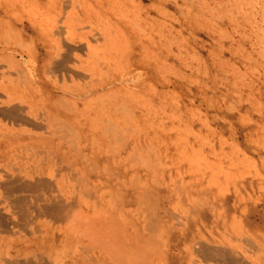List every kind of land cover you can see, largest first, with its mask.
<instances>
[{
  "label": "bare ground",
  "instance_id": "6f19581e",
  "mask_svg": "<svg viewBox=\"0 0 264 264\" xmlns=\"http://www.w3.org/2000/svg\"><path fill=\"white\" fill-rule=\"evenodd\" d=\"M33 1L36 3H34L33 8H27L29 6L28 1H23L22 3L24 14L29 15L28 17L32 19L35 27H33V33L29 36L24 32V29H19L13 21L12 16H16L17 14L15 12L17 11V0H0V6H9L13 10L12 16L9 15V12L6 15H1L0 13V57L4 61L2 63L0 59V264H68L69 259L73 262L70 264H77L79 262L87 264H168L167 239H165V232L158 226L160 219L165 215V211L158 207L154 189L152 190V185L148 182L147 174L142 171L144 168L153 169L149 156V153L151 154V146L143 148L139 143L131 147L127 159L142 162L144 168L140 169L142 167L138 166L135 173L131 175H129L130 169L127 168L125 171L126 178L122 179V177L118 176V180L120 181L118 183H112L111 179L103 180V172L100 169L98 161L92 159L90 154L86 152L88 149H91L89 148L90 145H92V154H96L95 152H101L102 150L113 154L125 152L130 148L132 137L137 135L135 133L136 129L133 127V123L137 121V115L131 106L132 97L127 96V93L124 96L121 93L122 87L117 86V83L123 86L129 85L131 82L136 83L138 80H144L143 75H139L138 78L131 75V67L135 63L133 58L136 46L134 47V44H130L128 41L123 42V38V40H119L120 28L116 23L117 21H114L115 19L113 20L112 16H108L109 11L107 13V10L103 6L95 8L91 4L87 5L85 1L88 0H51L47 10H43V8L40 10L38 0ZM36 5L38 8H36ZM45 11L49 12L47 13L48 15ZM124 14H126L125 11ZM103 15H105L106 19L103 18L101 20H106L108 25L107 23H105L106 25L103 24L101 21L100 23H98L99 21L96 22L97 17L101 18ZM124 17L127 19L128 16ZM87 19H90L89 24H87L88 22L86 23ZM141 28H143V25ZM121 35H123V32ZM170 44L172 43L170 42ZM239 78L237 79L239 80ZM226 80L228 79L226 78ZM242 80L239 81L242 83ZM214 87L217 86L215 85ZM157 88L153 89L157 90ZM143 89V86H141L138 91H142ZM148 90L147 88L146 92L152 93ZM229 90H226V92ZM237 91L241 90L237 89ZM251 91L252 89H250ZM142 93L145 92L142 91ZM234 94L237 93L234 92ZM142 96L136 97L137 100L142 99ZM146 98L145 101L149 103L148 100L150 98H147L148 100ZM235 98L237 99V97ZM249 98L251 102V97ZM179 110L181 111L180 108ZM120 112H124L123 120L125 125L123 126L116 121L120 119ZM184 115L187 114L181 116ZM152 117L154 116L152 115ZM191 119L192 116L190 117ZM88 120L94 123V127L93 125L91 128L89 126L90 130L93 129L95 131L93 137H90L91 141L89 135L84 130V125L89 122ZM179 121H181V118ZM172 123H174V120ZM169 124L171 125V123ZM173 126L175 128V125ZM148 129L150 128L148 127ZM98 130H101V135L98 134ZM191 131L195 132L193 128ZM182 138L184 139V137ZM205 143L202 144L204 145ZM210 144L212 145V143ZM103 145H106V147L104 148ZM65 147L71 152L74 151L77 159L71 161L68 158ZM155 150L157 151V149ZM196 153L197 155L199 154L197 151ZM185 154L187 153L185 152ZM224 154L227 155L226 153ZM228 156L230 155L228 154ZM179 157L181 158V156ZM235 158L238 157L234 156V161L236 160ZM202 159L203 157H201ZM81 160L82 162H90L91 169H83L76 166L77 161ZM245 160L247 159L245 158ZM206 161L208 163L209 159ZM220 161L223 162V160ZM188 162H191V160L189 159ZM188 162L186 163L188 164ZM215 163L213 162V164ZM228 163L226 165L230 167ZM240 163H243V161ZM217 164H215L216 167ZM231 164L233 165L232 162ZM246 164L249 165V163ZM240 167L242 166L240 165ZM194 172H198V170ZM226 172L229 171L227 170ZM190 173L193 172L190 171ZM238 173L240 174L241 172ZM113 175L117 177V175H111L110 173V176ZM93 177H97L98 179L93 180ZM182 177H185L184 174ZM219 178H217V181ZM232 179H230L231 182ZM236 179L238 180L237 177ZM217 186L219 187L220 185L218 184ZM204 188L207 189V186ZM202 202L198 203L202 204ZM190 210L194 212V209H187L188 212ZM189 219H187L188 221H182L178 217L179 228H182V230L187 229L191 222ZM243 238L241 239L243 240ZM245 240L250 243V238L247 236ZM209 242L206 238L194 242L195 250L193 252L201 258H193V264H253L252 261L248 263L247 258L243 259L239 253L240 251L238 252L236 248V250H229V246L227 248H214L210 246ZM15 243L20 246V249H14ZM67 244L72 247L70 249L67 248ZM250 244L253 253H264V247L257 244V242L251 240ZM59 245L63 247L56 249ZM41 247L45 249L49 248L51 252L47 253L45 250H42L39 253L28 252L25 255L20 253L21 250L30 251L33 248ZM188 251L192 252V246L186 248V252Z\"/></svg>",
  "mask_w": 264,
  "mask_h": 264
},
{
  "label": "rangeland",
  "instance_id": "374dc122",
  "mask_svg": "<svg viewBox=\"0 0 264 264\" xmlns=\"http://www.w3.org/2000/svg\"><path fill=\"white\" fill-rule=\"evenodd\" d=\"M23 1H28L29 6H27V8L34 7L35 1L33 0H17L18 5L16 7L17 11H15L17 13L16 16H12L13 10H11V7L9 6H0V13L1 15H6L7 12H9V15L13 17L15 25L19 29H24V32L31 36L34 25L32 19L28 17L29 15L24 14L25 12L22 7ZM50 1L51 0H38L40 10L42 8L43 10H47V7L50 5ZM85 3L87 5L91 4L95 8H98V6H103L107 10V13L109 11L108 16H112L111 18L113 20L115 19L114 21H117L116 23L120 28V36L118 34L119 40L124 39L123 42L128 41L130 44H134V47L136 46L135 56L133 58L135 63L131 67V75H133L135 78H138L139 75H143L144 78V80H138L136 83L131 82L129 85L122 86L120 83H117V86L122 87L121 93L124 96L127 93V96L132 97H130L132 99L131 106L134 108L137 115V121L133 123V127L136 129L135 133L137 135L133 136L135 138L132 137L128 151L113 154L111 152L102 150L101 152H95L96 154H92V145L89 146L91 149L86 151L88 154H90L92 159L98 161L100 169L103 172V180L111 179L113 181H111L112 183H118L120 182L118 180V176L122 177V179L126 178L125 171L127 168L130 169L129 175L135 173L138 166L142 167L140 169H143V163L136 160H128V154L131 151V147L135 144L140 143L139 145H142L143 148L151 146L153 151L149 148L151 152V154L149 153V156L151 164L153 165V169L150 168L149 170L144 168L142 171L143 173L147 174L148 182L150 185H152V190L154 189V192L157 196L156 203L158 207L165 211V215L160 219L158 226L162 229V231L165 232V239H167L166 250L168 264H193V258H201L199 255L193 252V250H195L194 242L203 238L208 239L210 241V246L214 248H227L229 246V250L237 249L238 252L240 251L239 253L242 255L243 259L247 258L246 260L248 263H251L252 261L253 264H264V253H253L251 251L253 249L250 244L252 240L253 242H257V244L264 247V0H88L85 1ZM216 3L218 7L215 5ZM36 8H38L37 5ZM124 11L127 15L124 14ZM45 13L47 14L49 12L45 11ZM124 16H128L127 19ZM103 18L106 19L105 15H103L101 18L97 17L96 22L99 21L98 23H100L101 21L103 24L107 23L106 20H101ZM89 22L90 19H87L86 23L89 24ZM142 25L144 29L141 28ZM122 32L123 35H121ZM129 35L130 37L128 38ZM170 42L172 44H170ZM157 48H160L159 51L161 52H159ZM142 51L146 53H143ZM167 55L169 56L167 57ZM1 62L4 63L2 59ZM236 75H240V78ZM226 78L228 80H226ZM237 78H239L240 81L243 79L242 83ZM215 85L217 87H214ZM141 86L144 88L142 91L147 94L142 93V91H138ZM147 88L152 93L146 92ZM153 88H157L158 91L154 90ZM126 89L128 90L126 91ZM225 89L229 91L226 92ZM237 89L241 91H237ZM250 89H252L251 92ZM220 92H222L224 95ZM234 92L237 94H234ZM141 95H143L142 99L144 101L142 99H138L139 102H137V98L141 97ZM246 95L248 99L246 98ZM146 97L150 98V101ZM235 97H237V99ZM249 97H251V102L249 101ZM145 98L149 103L145 101ZM132 102L135 103L133 104ZM160 102L163 103V106L162 103L160 105ZM237 103L238 105H236ZM230 105L233 110L231 109ZM138 108L141 109V111H139ZM184 108L188 110H185ZM183 114H187L188 116H181ZM120 115V119H117L116 121L119 122L121 126H123L125 125L123 120L124 112H120ZM152 115L154 117H152ZM144 116L147 117L145 118ZM191 116L192 121L190 120ZM244 116H246L245 119ZM180 118L181 121H179ZM173 120L174 123H172ZM88 121L89 122L84 125V130L85 133L89 135V139L91 141L95 131L93 129L90 130V128L92 125L94 127V123L91 120ZM135 123H139L142 127ZM169 123H171V125ZM173 125H175V128H173ZM177 125H179L181 129L177 127ZM147 126L150 129L154 127L151 129L154 132H152L150 129L147 130ZM192 128L193 131L195 130V132L191 131ZM98 134L101 135V130L98 132ZM197 135L199 136L198 138ZM182 137H184V139ZM175 138L177 140L179 139V142ZM250 138L252 140L254 139V141H252ZM202 143H205V146ZM210 143H212V145ZM188 145L191 147L190 149ZM208 145L213 147L210 148ZM103 146L104 148L106 147V145ZM198 147L199 149L202 147L200 151ZM155 149H157V151ZM65 150L67 151L68 158L71 161L77 159L74 155V151L71 152L66 147ZM195 150L199 153L198 155ZM230 150L232 153L234 152V154L236 151L237 152L234 155ZM182 151H184V153H182ZM185 152L187 154H185ZM228 154L230 156H228ZM177 155L181 156V158ZM233 155L238 157L235 158L236 162L234 161ZM165 157L168 158L166 159ZM201 157H203L202 160ZM187 158L188 160H191L192 164L186 160ZM245 158L247 159L245 160L246 163H249V165L245 163ZM208 159L209 164L206 161ZM220 160H223L224 163ZM242 161L243 163H240ZM186 162H188V164ZM213 162H216L215 164L218 163L217 167L215 164H213ZM227 163L230 164V167L229 165H226ZM240 165L242 167H240ZM76 166L83 169H91V164L90 162L87 163V161H77ZM206 166H208L207 169ZM249 166L250 168L248 169ZM188 167L192 168L189 170ZM236 169L237 171L241 169L238 171L241 173L239 174ZM196 170H198V172H194ZM225 170H228L231 173L226 172ZM190 171L193 173H190ZM223 172L226 174L224 175ZM110 173L111 175H117V177L114 175L110 176ZM183 174L185 176L184 178L182 177ZM217 178H219L218 181ZM97 179V177H93V180ZM230 179H232L233 184ZM218 184L220 185L219 187L217 186ZM206 186L207 189L204 188ZM198 202H202V204H199ZM187 209H194V212L190 210V213L187 211ZM176 217H180L182 221H188L187 219L190 218V226L187 229L182 230V228H179ZM225 234L228 236H225ZM246 236L250 238V243L245 240ZM241 238H243V240ZM236 239L237 241L235 242ZM243 244L245 245L244 247ZM188 246H192V252H186V248ZM62 247L63 246L59 245L56 247V249ZM66 247L70 249L72 246L67 244ZM14 249H20V246L15 243ZM42 250H45L47 253L51 252L49 248L45 249L41 247L33 248L30 251L21 250L20 253L25 255L28 252L39 253ZM22 257L25 258L24 256ZM70 263L73 262L69 259L68 264ZM77 264L87 263L79 262Z\"/></svg>",
  "mask_w": 264,
  "mask_h": 264
}]
</instances>
